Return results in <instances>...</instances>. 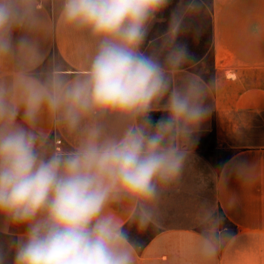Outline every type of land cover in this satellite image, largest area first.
<instances>
[{
  "label": "clouds",
  "instance_id": "obj_1",
  "mask_svg": "<svg viewBox=\"0 0 264 264\" xmlns=\"http://www.w3.org/2000/svg\"><path fill=\"white\" fill-rule=\"evenodd\" d=\"M170 2L62 0L63 21L88 30L97 47L83 79L54 75L48 85H26L23 124L15 123L20 106L0 99V216L26 228L11 261L0 247V264H135L125 221L108 209L127 200L128 222L140 231L155 225L162 192L181 176L186 145L211 112L199 77L179 87L173 80L194 62L176 41L200 0H182L171 15L166 66L141 51L150 23ZM20 18L14 0H0V52L10 49ZM165 98L167 118L153 124L150 114ZM44 106L70 131L95 113L132 123L119 138L101 141L97 131L70 153L46 155L30 130ZM206 251L215 253L210 244Z\"/></svg>",
  "mask_w": 264,
  "mask_h": 264
},
{
  "label": "crops",
  "instance_id": "obj_2",
  "mask_svg": "<svg viewBox=\"0 0 264 264\" xmlns=\"http://www.w3.org/2000/svg\"><path fill=\"white\" fill-rule=\"evenodd\" d=\"M14 3L21 18L8 34L10 49L0 52V99L20 106L15 123L23 124L26 85H48L54 75L65 83L83 79L95 54L97 38L63 21L62 0ZM206 9L211 86L205 89V104L211 112L193 136L212 131L219 146L231 116L264 112V0H209ZM204 62L200 58L183 65L173 77L174 86L183 85L193 75L207 85L198 69ZM165 104L166 98L158 105L160 111L150 114L153 124L167 118ZM131 123L118 113H95L83 117L77 129L70 131L44 106L30 130L38 137L39 149L51 155L56 153L58 139L62 140L61 152L70 153L97 131L101 141L119 138ZM193 146V140L186 145L188 157L179 179L162 192L155 225L140 231L128 222L132 204L127 200L108 209L125 221L131 244L135 245V264H264V148L238 151L214 173L211 193L234 227L233 235L221 246L189 225H161L163 205L168 209L170 197L173 200L176 193L182 195L180 190L173 192V186L179 187L194 168L200 170L201 180L209 178V165ZM25 231V226L12 225L0 216L1 235L15 241ZM209 244L215 249L214 255L206 251Z\"/></svg>",
  "mask_w": 264,
  "mask_h": 264
},
{
  "label": "rangeland",
  "instance_id": "obj_3",
  "mask_svg": "<svg viewBox=\"0 0 264 264\" xmlns=\"http://www.w3.org/2000/svg\"><path fill=\"white\" fill-rule=\"evenodd\" d=\"M209 0L201 2L197 14L189 16L184 21V31L177 44L186 45L194 61L203 58L205 61L199 70L207 80V86H211L210 79V32L209 17L206 5ZM182 0H171L169 6L160 12L150 23L141 51L146 55L156 57L160 63L166 65V56L169 50L168 29L171 15L179 10ZM187 3V0H183ZM209 92V91H208ZM226 129L223 132L222 145H216L212 131L197 136L194 135L193 150L202 156L208 163L209 178L201 180L200 170H193L186 174V179L179 187L173 186V192L177 190L182 195L170 202L171 207L162 209L161 225L171 226L186 224L204 232L217 245L225 243L234 233L233 225L224 217L216 206V201L211 193L213 188L214 173L221 163L231 155L247 148H264V112L250 115H235L226 120ZM220 143V142H219ZM180 216V217H179ZM178 218H186V221ZM136 240L140 237L133 236ZM0 247L9 250V261L14 252L12 238L0 234Z\"/></svg>",
  "mask_w": 264,
  "mask_h": 264
},
{
  "label": "built area",
  "instance_id": "obj_4",
  "mask_svg": "<svg viewBox=\"0 0 264 264\" xmlns=\"http://www.w3.org/2000/svg\"><path fill=\"white\" fill-rule=\"evenodd\" d=\"M55 152H61L62 140L58 139L55 141Z\"/></svg>",
  "mask_w": 264,
  "mask_h": 264
}]
</instances>
